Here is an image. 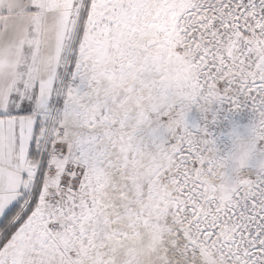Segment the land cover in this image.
Returning <instances> with one entry per match:
<instances>
[{
    "label": "snow or ice",
    "instance_id": "6c2138e0",
    "mask_svg": "<svg viewBox=\"0 0 264 264\" xmlns=\"http://www.w3.org/2000/svg\"><path fill=\"white\" fill-rule=\"evenodd\" d=\"M0 264H264V0H0Z\"/></svg>",
    "mask_w": 264,
    "mask_h": 264
}]
</instances>
